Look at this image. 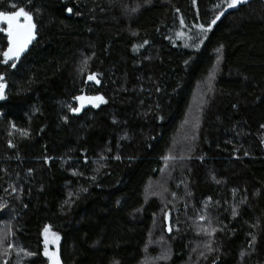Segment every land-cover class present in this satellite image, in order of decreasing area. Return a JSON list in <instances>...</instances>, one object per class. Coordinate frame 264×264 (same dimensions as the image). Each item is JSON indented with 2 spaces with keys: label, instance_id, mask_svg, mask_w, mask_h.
<instances>
[{
  "label": "trees",
  "instance_id": "1",
  "mask_svg": "<svg viewBox=\"0 0 264 264\" xmlns=\"http://www.w3.org/2000/svg\"><path fill=\"white\" fill-rule=\"evenodd\" d=\"M229 2L0 0L35 25L5 61L0 21V264L45 229L59 264H264V0Z\"/></svg>",
  "mask_w": 264,
  "mask_h": 264
},
{
  "label": "snow or ice",
  "instance_id": "2",
  "mask_svg": "<svg viewBox=\"0 0 264 264\" xmlns=\"http://www.w3.org/2000/svg\"><path fill=\"white\" fill-rule=\"evenodd\" d=\"M241 2L242 0H230V2L228 3V7H236ZM68 11L71 12L72 10L68 9ZM20 17H23L24 23H20ZM219 18L220 17L217 16L216 19H214L207 27L210 29L212 24H215L216 20H218ZM0 21L6 22L7 25L6 29L4 30L7 32L8 36V48L2 54L5 58V61L13 58H19L20 53L24 51L30 41L34 38L33 30L35 28V25L32 23V15L29 12L25 11L24 8H19L18 10L12 12L0 11ZM199 27L201 29H204V25H200ZM145 43L147 42L145 41ZM13 67H15V64H13ZM93 78L94 76H89V79ZM0 79H2V77H0ZM3 88L4 85L0 83V89ZM76 99L83 100L84 97H77ZM92 99L102 100L103 98H90V102ZM72 111L79 112L80 109L73 108ZM233 215H235V211L233 212ZM201 219H203V217H201ZM253 240H255V237H253ZM9 247H11V245ZM44 254L46 256L49 255L47 251ZM51 258L53 259L54 264H59V260L56 258V255L54 253L51 254Z\"/></svg>",
  "mask_w": 264,
  "mask_h": 264
},
{
  "label": "rangeland",
  "instance_id": "3",
  "mask_svg": "<svg viewBox=\"0 0 264 264\" xmlns=\"http://www.w3.org/2000/svg\"><path fill=\"white\" fill-rule=\"evenodd\" d=\"M90 80L97 81L95 77ZM81 97H84V99L79 100L78 107H77L79 109L84 106L97 107L102 102V100H95V99H92L90 102V98L102 97L100 95L81 96ZM43 239H44V245H45V252L47 251L49 253V255L47 256L45 255L48 260V264H54L53 259L51 258V254L54 253L56 255V258L58 259V253H57V246L59 242L58 236L54 234L50 229H45L43 232Z\"/></svg>",
  "mask_w": 264,
  "mask_h": 264
},
{
  "label": "water",
  "instance_id": "4",
  "mask_svg": "<svg viewBox=\"0 0 264 264\" xmlns=\"http://www.w3.org/2000/svg\"><path fill=\"white\" fill-rule=\"evenodd\" d=\"M22 23H24V22H22ZM5 34L7 35V32H6V31H5ZM30 42H31V41H30ZM29 44H30V43H29ZM29 44H28V45H27V47L24 49V51L20 53V56H21V55H23V53H24V52L27 50V48H28ZM7 48H8V36H7V47L5 48V50H4V51H6V50H7ZM4 51H3V52H4ZM20 56H19V57H20ZM14 59H16V60H17L18 58H13V59H10V60H14Z\"/></svg>",
  "mask_w": 264,
  "mask_h": 264
}]
</instances>
